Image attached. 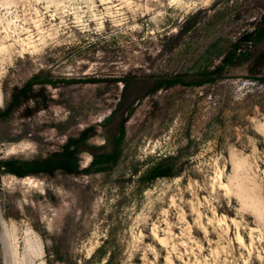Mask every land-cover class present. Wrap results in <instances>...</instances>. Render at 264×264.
Segmentation results:
<instances>
[{"label":"rangeland","instance_id":"obj_1","mask_svg":"<svg viewBox=\"0 0 264 264\" xmlns=\"http://www.w3.org/2000/svg\"><path fill=\"white\" fill-rule=\"evenodd\" d=\"M263 16L264 0H0V160L79 143L71 171L0 168V264H264V39L243 37ZM233 42L249 58L208 81ZM121 125L116 162L86 170Z\"/></svg>","mask_w":264,"mask_h":264},{"label":"trees","instance_id":"obj_2","mask_svg":"<svg viewBox=\"0 0 264 264\" xmlns=\"http://www.w3.org/2000/svg\"><path fill=\"white\" fill-rule=\"evenodd\" d=\"M245 37L252 45L256 46L260 41L264 39V16L262 17V20L257 24V26L251 30L245 33L243 36ZM237 42H233L226 52L224 53V56L221 59V64H219L217 67H215V70H207L205 69L202 73L206 75L207 80L211 81L213 80L212 77H210L211 74L221 71L222 67L224 65H233L239 62L246 61L249 56H245L246 51L238 50ZM36 77L33 79L28 80L24 86L19 90V93L22 92L24 94L28 93L31 90V85L34 82ZM261 80H264V77L261 78ZM184 83L182 78L179 76L174 77H167L164 79H161L159 81L160 84L173 86L175 84ZM190 83H199V82H190ZM19 93L14 92L13 99L15 100L17 97H19ZM12 109L9 107H6L3 110H0V116H6L10 113ZM87 131L85 130L81 136L80 141L84 142L87 138ZM124 134V126L121 125L119 128V135L118 137H115L114 141V148L112 152L110 153H103L96 155L89 165V167L86 169L88 171L94 170V169H100L105 164H113L116 162L119 156V144L121 142V139ZM78 140H74L72 138L69 139V141L63 146L62 150L60 152H54L50 154L49 156L43 158V159H36V160H17V159H5L0 160V168H3L4 172L13 173L17 176L23 177L29 174H36L40 172H53L55 169H63V170H74L77 169V161H76V152L78 149ZM70 147H73L72 149ZM148 178L153 179L159 176H164L166 173L158 170H149L148 171Z\"/></svg>","mask_w":264,"mask_h":264},{"label":"bare ground","instance_id":"obj_3","mask_svg":"<svg viewBox=\"0 0 264 264\" xmlns=\"http://www.w3.org/2000/svg\"><path fill=\"white\" fill-rule=\"evenodd\" d=\"M36 250L38 251V248H36V245L34 244V242L30 239H26L25 244H24V253H25V257L29 261L33 259L34 257H36L37 255Z\"/></svg>","mask_w":264,"mask_h":264}]
</instances>
